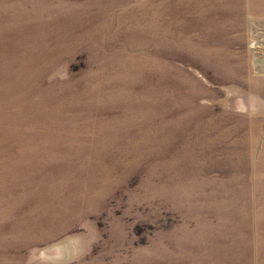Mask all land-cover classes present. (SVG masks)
I'll return each instance as SVG.
<instances>
[{
  "label": "rangeland",
  "instance_id": "obj_1",
  "mask_svg": "<svg viewBox=\"0 0 264 264\" xmlns=\"http://www.w3.org/2000/svg\"><path fill=\"white\" fill-rule=\"evenodd\" d=\"M0 264H264V0H0Z\"/></svg>",
  "mask_w": 264,
  "mask_h": 264
}]
</instances>
